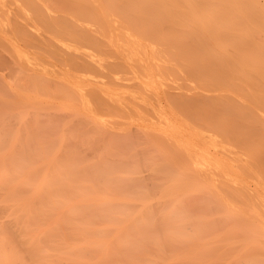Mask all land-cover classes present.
Segmentation results:
<instances>
[{
	"label": "bare ground",
	"instance_id": "obj_1",
	"mask_svg": "<svg viewBox=\"0 0 264 264\" xmlns=\"http://www.w3.org/2000/svg\"><path fill=\"white\" fill-rule=\"evenodd\" d=\"M240 20L264 0H0V264H264Z\"/></svg>",
	"mask_w": 264,
	"mask_h": 264
},
{
	"label": "rangeland",
	"instance_id": "obj_2",
	"mask_svg": "<svg viewBox=\"0 0 264 264\" xmlns=\"http://www.w3.org/2000/svg\"><path fill=\"white\" fill-rule=\"evenodd\" d=\"M239 24V26H228V28H225L228 32L226 36L232 42V45L229 46V52L226 53V56L230 58H239V53L243 52L242 43H245L248 49L255 50L259 48L260 40L264 39V35L262 34L264 31L259 28V24L254 22H241V20ZM249 36L254 37L255 44L249 43ZM247 46L243 48H247ZM221 57H223V55Z\"/></svg>",
	"mask_w": 264,
	"mask_h": 264
}]
</instances>
